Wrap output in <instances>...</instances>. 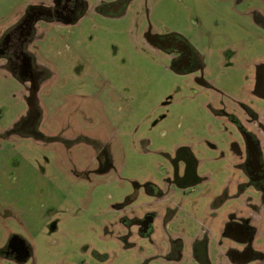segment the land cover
I'll list each match as a JSON object with an SVG mask.
<instances>
[{"label": "rangeland", "instance_id": "rangeland-1", "mask_svg": "<svg viewBox=\"0 0 264 264\" xmlns=\"http://www.w3.org/2000/svg\"><path fill=\"white\" fill-rule=\"evenodd\" d=\"M55 1L0 0V40ZM83 1L73 21L36 23L29 52L41 69V111L18 132L31 112L32 83L0 58V264H193L196 234L188 232L201 230L212 231L218 257L212 233L220 220L234 209L249 215L259 203L248 189L213 207L225 188L237 193L229 155L236 129L223 112L254 99L245 77L264 60L254 22L264 0ZM121 1L112 15L105 11ZM176 36L197 48L201 70L178 72L155 43ZM231 57L240 62L234 69ZM185 151L197 156L205 181L177 190L167 180ZM169 208L173 222L139 232L140 219H164ZM256 226L264 250V219ZM167 232L183 238L182 259L165 258ZM12 235L31 247L23 263L2 251Z\"/></svg>", "mask_w": 264, "mask_h": 264}, {"label": "flooded vegetation", "instance_id": "flooded-vegetation-1", "mask_svg": "<svg viewBox=\"0 0 264 264\" xmlns=\"http://www.w3.org/2000/svg\"><path fill=\"white\" fill-rule=\"evenodd\" d=\"M237 1V4H241L244 0ZM247 1L245 0L246 3ZM122 3L121 1L113 4L105 11L112 15L114 6L122 5ZM85 5L83 0H56L51 9H35L29 13L0 40V58L6 61L7 68L12 70L19 79L24 77L30 83H32V79L36 80V85L40 87L41 69L36 65L34 54L29 52L30 43L35 37L36 23L43 19L73 21L80 15ZM256 11H254L256 15L255 25L264 33V14L260 16ZM118 13L122 14V10ZM155 43L169 55H172L173 63L178 72L189 74L202 69V56L188 40L178 36L163 37L158 38ZM229 64L228 67L234 69L240 65V62L237 61V57H231ZM245 80L250 85L247 94H250L254 99L246 103L238 102L240 108H234L235 111L223 112L236 129V138L230 144L229 155L234 161L233 169L238 172L239 176L236 180L237 193L231 196L229 189L225 188L215 196L213 207L218 209L227 201L238 198L248 189H254L258 193L259 203L256 206H250L252 212L249 215H242L244 213L234 209L227 218L220 220L218 231L212 233L216 248L219 249L218 257L212 252L211 230L189 231L188 234L190 235L196 234L192 247L193 264H264V250L255 245V241L261 234L256 223L264 219V60L257 61L252 65V71L246 75ZM201 82L205 84L204 81L201 80ZM208 86L213 88L211 85ZM31 93L28 101L31 98ZM34 101L37 106L34 109L31 108L29 116L15 128V132L24 129L26 124L31 125L35 121L37 109L40 111L41 109H39L37 97L34 98ZM224 144L226 143L224 142ZM178 156L173 161L172 178L167 182L174 183L173 185L177 189L196 186L205 181L200 176L201 162L197 156L190 151L180 153ZM221 156L226 155L222 152ZM157 192V196L166 199L167 191L157 189ZM174 214L175 211L169 208L164 219H157L154 214L146 215L139 220V232L144 236L153 235L156 232L158 221L163 220L164 225L167 226L174 221ZM180 232L185 234L187 231L183 227ZM167 234L170 240L165 258L168 261L182 259L183 238L173 236L169 232ZM2 251L6 257L13 258L19 263L27 261L31 256L30 245L18 235H12Z\"/></svg>", "mask_w": 264, "mask_h": 264}, {"label": "water", "instance_id": "water-1", "mask_svg": "<svg viewBox=\"0 0 264 264\" xmlns=\"http://www.w3.org/2000/svg\"><path fill=\"white\" fill-rule=\"evenodd\" d=\"M35 82H36V80L32 79V88H31L32 89V93H31V98L29 100L30 107L32 109H34L37 106L36 102L34 101V98L37 97V92H38V89H39L38 85H36Z\"/></svg>", "mask_w": 264, "mask_h": 264}]
</instances>
